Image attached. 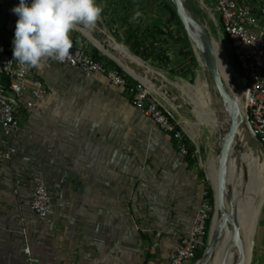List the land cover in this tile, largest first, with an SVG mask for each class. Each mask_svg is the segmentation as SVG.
Returning a JSON list of instances; mask_svg holds the SVG:
<instances>
[{
    "label": "crops",
    "instance_id": "1",
    "mask_svg": "<svg viewBox=\"0 0 264 264\" xmlns=\"http://www.w3.org/2000/svg\"><path fill=\"white\" fill-rule=\"evenodd\" d=\"M237 1L253 9L264 3ZM19 2L0 0L1 50L13 44ZM114 13L110 22L122 36L133 35L136 22L156 37L164 27V15L154 11L137 21ZM32 70L51 94L21 113L13 159L0 168V264H27L26 246L37 264H168L198 213V161L180 156L106 76H85L51 58ZM143 74L139 80L153 87L154 73ZM37 182L52 198L51 225L30 208Z\"/></svg>",
    "mask_w": 264,
    "mask_h": 264
},
{
    "label": "built area",
    "instance_id": "2",
    "mask_svg": "<svg viewBox=\"0 0 264 264\" xmlns=\"http://www.w3.org/2000/svg\"><path fill=\"white\" fill-rule=\"evenodd\" d=\"M214 1L232 54L246 81V124L264 148V3L253 9L240 5L237 0ZM53 60L61 67L76 69L85 76L104 75L112 86L125 91L127 89L132 105L150 118L166 135L173 137L178 154L184 158L190 155L189 144L185 142L181 125L159 103L147 85L135 76L123 70L137 82L135 86L129 87L131 83L125 74L108 66L101 54H96L95 50L83 45L72 47L70 55L63 62ZM50 94L48 86L33 77L32 67L19 64L13 55L0 48V168L13 159L12 140L20 131L21 113L37 108ZM192 158H198L196 150ZM30 208L43 223H53L52 198L44 183L37 182L34 185ZM215 210L209 187L204 186L191 232L170 256L168 264H192L198 251L207 249ZM24 236L26 237L25 231ZM24 253L27 264H37L28 246Z\"/></svg>",
    "mask_w": 264,
    "mask_h": 264
},
{
    "label": "rangeland",
    "instance_id": "3",
    "mask_svg": "<svg viewBox=\"0 0 264 264\" xmlns=\"http://www.w3.org/2000/svg\"><path fill=\"white\" fill-rule=\"evenodd\" d=\"M202 1L203 3L199 0H185L194 19L203 25L207 33L214 40L215 46L225 51L229 60L228 64L233 69V71H229L239 81L240 90L245 98L246 81L236 64L229 40L224 34L223 25L216 11L215 1ZM97 3L103 7V13L102 19L93 26L95 39L98 38L97 40L110 44H119L125 51L139 58L147 70L154 73L150 78L154 88L149 86L148 88L154 93L159 103L171 112L173 118L188 134V138L198 152V163L204 175V186L211 187L216 208V192L213 182L210 179V168L216 157L218 139L215 131L211 127L200 125L203 111L196 108L195 105V102L199 101V94L197 92L198 82L208 83L211 101L208 110L212 112L213 118L220 120L221 123L224 119L220 114V110L224 104H222L210 73L198 56L199 52L189 38L181 20L178 15V18H175V16H173L174 18L172 17L173 10L176 12L173 3L171 0H97ZM112 8H115V10ZM114 11V14L128 13L131 17L137 11L140 13L154 11L158 15L163 14L165 17L163 30L155 29V32L158 34L156 37L155 33L151 32L149 28L142 27V30L139 31L141 29L140 25L143 22H140V24L136 22L134 30L138 28L137 31L133 32L131 36H122L118 33L120 30L119 26L110 22L111 14ZM138 19L135 20L137 21ZM71 37L72 40H76L83 46H87L95 51L98 50L95 44L77 29L71 33ZM99 53L104 58L114 61L102 51ZM171 56L174 57L172 60ZM194 59L196 62L193 61ZM115 63L118 65V62ZM118 66L124 70L123 66L120 64ZM158 88L166 95L169 94L168 100L170 102L165 100L161 93L157 92ZM227 91H229L228 88ZM177 118L181 121H178ZM152 123L155 125L153 121ZM246 127L248 147L253 153L255 167H259L264 164V148L254 137L248 126ZM254 165H250V167H254ZM216 167L218 169V165ZM262 214L259 219V229L255 236L256 245L251 252L250 264H264V211Z\"/></svg>",
    "mask_w": 264,
    "mask_h": 264
},
{
    "label": "bare ground",
    "instance_id": "4",
    "mask_svg": "<svg viewBox=\"0 0 264 264\" xmlns=\"http://www.w3.org/2000/svg\"><path fill=\"white\" fill-rule=\"evenodd\" d=\"M199 1L203 3L202 0ZM76 29L83 33L103 53L123 66L126 71L137 79L145 81L143 73L147 72V69L139 58L125 51L117 43H109V46L106 47L104 44L105 41L95 39L93 27L78 26ZM194 46L197 49L195 44ZM218 50L221 51L220 49ZM198 54L205 66L201 54ZM223 63L224 72L222 74L224 77H222L226 80V88L230 90V93L239 104L242 124L239 127L235 143L229 155L227 185L224 200L225 213L235 221V227L223 221V233L212 264H250L251 252L256 245L255 236L259 229V219L264 211V164L259 167H255L254 165L255 160H253V153L248 147L246 135L247 124L245 121V98L240 90L239 81H237L235 76L229 71L227 64L224 61ZM157 92L161 93L163 95L162 97L170 102L168 100V95L159 89ZM197 92L199 94V101H196L195 105L196 108L203 111L200 125L211 127L215 131L218 139L216 145V157L210 168V179L213 182L216 197L218 198V169L216 166L219 161V153L229 134L232 113L231 110H229V107L222 105L220 114L224 120L221 123L220 120L214 119L212 112L208 110V106L211 103L208 83L206 84L205 82L199 81ZM195 98L197 99V97ZM249 164L254 165V167H250ZM219 206L220 203L218 199L217 213L212 222L211 233L221 227L220 216L218 214ZM236 233H238L237 236Z\"/></svg>",
    "mask_w": 264,
    "mask_h": 264
},
{
    "label": "clouds",
    "instance_id": "5",
    "mask_svg": "<svg viewBox=\"0 0 264 264\" xmlns=\"http://www.w3.org/2000/svg\"><path fill=\"white\" fill-rule=\"evenodd\" d=\"M12 12L18 16L14 60L39 68L45 57L63 62L73 47L71 33L78 26H95L102 19L103 7L97 0H20ZM141 15L137 11L132 19Z\"/></svg>",
    "mask_w": 264,
    "mask_h": 264
},
{
    "label": "water",
    "instance_id": "6",
    "mask_svg": "<svg viewBox=\"0 0 264 264\" xmlns=\"http://www.w3.org/2000/svg\"><path fill=\"white\" fill-rule=\"evenodd\" d=\"M171 2L173 3L175 10L177 12V15L179 19L181 20L189 38L199 50V53L201 54V58L205 64V67L209 71L210 76L215 84V88L218 94L220 95L222 104H224V106L226 107H229V110H231V113H232L231 114L232 122H231V126L229 129V134L224 143L223 148L221 149L219 153L218 198L216 197V193H215L216 210H215V213L212 219V222H213L215 215L217 213V201L219 199L220 206H219L218 214L220 216L221 227L220 229L218 228L212 233L210 229L208 247L205 250L204 256L202 257V259L195 263V264H212L213 259L217 252V247L220 243V239L223 233L222 231L223 223H224L223 221L235 227V221L231 219L229 216H227L225 213V207H224L225 201L224 200H225V191H226V185H227L229 155L235 143V139H236L239 127L242 124L241 111H240L238 102L235 100L233 95L230 93V90L228 89L229 91H227L226 80L222 77V73L224 72L223 61L227 64V67H229V70L233 71L232 67H230L228 64L229 60L225 54V51L223 49L221 51L218 50V48L215 46L214 40L207 33L203 25H201L199 22H197L194 19V16L192 12L189 10L185 0H171ZM104 44L106 47L109 46V43L107 42H105ZM198 60L201 63L199 58ZM243 123H244V120H243ZM237 235L238 233H236V236Z\"/></svg>",
    "mask_w": 264,
    "mask_h": 264
},
{
    "label": "trees",
    "instance_id": "7",
    "mask_svg": "<svg viewBox=\"0 0 264 264\" xmlns=\"http://www.w3.org/2000/svg\"><path fill=\"white\" fill-rule=\"evenodd\" d=\"M173 16H175V18H178L177 17V14H176V12L173 10V12H172V17ZM174 18V17H173ZM221 22V21H220ZM73 41V48H75V47H79L81 44L80 43H78L76 40H72ZM3 52H5V53H9V54H11V55H13V44H10V42H6L5 44H4V47H3ZM95 53L96 54H99V51L98 50H96L95 51ZM104 58V57H103ZM105 60H106V63H107V65L108 66H110V67H114V68H117L120 72H122L123 74H125L126 75V78L129 80V82L131 83V86L129 85V87H132V86H135L136 85V81L135 80H133L130 76H128L124 71H123V69L122 68H120L114 61H112V60H108V59H106V58H104ZM194 62H196V60L194 59L193 60ZM239 68V67H238ZM240 70V69H239ZM126 94H127V96H128V98H129V100H130V102H131V97H130V95H129V93H128V90L126 89ZM132 103V102H131ZM171 140L174 142V140H173V137H171ZM185 142H186V144L188 145L189 144V152H190V155L188 156V157H185V160H187V162L189 163V164H194L195 162H197L198 161V158H196V159H193L192 158V155L194 154V152H195V147H194V145L192 144V142L190 141V139L188 138V137H186L185 136ZM174 145H175V147H176V143L174 142ZM202 175V178H203V180H204V175L203 174H201ZM209 193H210V198H211V200H212V202H214V194H213V191H212V189H211V187H209ZM204 256V250H201V251H198V253H197V256H196V260H195V262L194 263H196L197 261H199V260H201L202 259V257Z\"/></svg>",
    "mask_w": 264,
    "mask_h": 264
}]
</instances>
